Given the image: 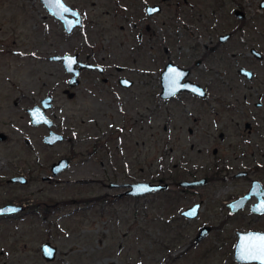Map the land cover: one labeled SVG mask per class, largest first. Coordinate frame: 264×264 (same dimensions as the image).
<instances>
[{
	"label": "rangeland",
	"instance_id": "374dc122",
	"mask_svg": "<svg viewBox=\"0 0 264 264\" xmlns=\"http://www.w3.org/2000/svg\"><path fill=\"white\" fill-rule=\"evenodd\" d=\"M69 1L86 13L85 28L70 34L54 17L40 25L30 16L38 0H0V131L6 133L0 139V205L24 206L0 215V264H260L238 261L233 253L237 229L264 230V216L248 206L230 213L225 204L230 191L239 193L241 186L213 182L186 195L175 183L186 178L187 169L199 175L209 171L212 145H199L203 153H197V145L189 149L185 116L191 115L192 105L161 97L160 77L167 61H173L192 66L190 76L212 90L246 94L248 101L237 107L253 112L237 118L257 122L258 133H251L249 144L229 147V154L235 149L247 163L257 158L264 163V105L256 110L252 103L264 100L263 0ZM146 3H160L161 10L149 15ZM235 8L244 12L242 18ZM224 32L232 36L219 42ZM251 46L263 53L262 59L250 53ZM65 52L92 61L104 55L126 64L138 86L105 84L100 74L84 70L80 84L70 87L62 62L49 58ZM240 66L252 69L253 77L242 78ZM46 94L53 96L47 112L54 129L64 134L54 144L43 141L47 128L33 125L26 110ZM90 147H95L94 177L108 182L111 175L102 172L100 160L117 164L118 153H128L135 162L130 179L170 185L134 199L84 201L89 189L75 180L89 177L79 160ZM71 155L73 164L53 175L51 163ZM240 161L233 166L246 163ZM19 175L27 182L8 181ZM114 191L107 184L91 187L94 196ZM200 198L198 216L181 214ZM203 224L213 228L196 239ZM46 240L57 247L52 260L41 254Z\"/></svg>",
	"mask_w": 264,
	"mask_h": 264
},
{
	"label": "flooded vegetation",
	"instance_id": "af4514ba",
	"mask_svg": "<svg viewBox=\"0 0 264 264\" xmlns=\"http://www.w3.org/2000/svg\"><path fill=\"white\" fill-rule=\"evenodd\" d=\"M64 1L67 4H69L71 7L78 9V11L82 15L81 24L74 26L71 31H66L64 29L65 32L70 34V33L74 32L77 28H81V29L85 28V24H86L85 10L83 8H81L79 5L72 3L73 1H69V0H64ZM153 4L160 5V3H153ZM145 10H146V5H145ZM160 10H161V5H160V9L157 11H154L153 13L149 14L147 12V10H146V12H147V14L152 15V14H154ZM36 15H40V19ZM30 16L33 18H36V20L38 21V23L40 25L43 23L45 18L54 17L63 26L62 21L59 20L58 18H56L53 14H51L46 9L45 5L43 4V2L41 0H38V3L32 8V12H31ZM63 28H64V26H63ZM40 30H41V27H38V29H36V31H40ZM218 36H219V34H218ZM231 36H232V33L230 34L229 38ZM219 42H224V41L219 40ZM164 50L167 52L168 56H170L172 54V52L170 51V49H168L167 46L164 48ZM205 55H207V53L203 54L202 57L196 58V59H200V63L196 64L195 63L196 59H195L194 64L200 65L203 62V60H204L203 57H205ZM78 57H79V53H78ZM79 59L83 60V61H90V62H93L95 64L103 65L102 70H100L96 66L92 67V68H89V67L88 68L87 67L81 68V70L79 72V76L84 70H87L89 72H97L98 74H100L101 81L104 82L105 84H109V82L113 80L115 82L116 86L124 88V89H129V88L138 86L136 77L128 72L129 68H128V65H126V64H121V63L114 62V61L110 62L109 59L106 58L104 55H102L100 57V59H96L95 61L94 60L92 61L89 59H82L81 57H79ZM181 66H184V65H181ZM184 67H188L190 69V72H189L187 77L183 78V80L190 79L192 81L200 83L205 88L204 92L202 94H200V93H196V92H193L190 90H182V91H180V92H178V93H176V94H174V95H172L166 99L170 100V101H174V102H175V100L180 101L182 104H187V102H188L189 105H192L191 106L192 109L190 111L191 115H188V117L185 116V118L188 121V123L186 125V130H187V133L189 135L188 140H190L188 143L189 149L192 150L194 148V146L197 145V149H196L197 153H203L204 150H202V148H200L199 145H205V144L210 145L211 144L212 146L210 149H211V156L213 159H211V161L209 162V166H208L209 171L207 170V172H204L203 175L202 174L201 175L196 174V173L187 169V176H186V178H183V179L184 180H196V179L204 178V180L201 183L193 184V185H186V186L179 185V186L181 187V190H183V192L187 195L188 193L193 191V189H195L196 187L205 186V185L211 184L213 182L215 184H217L218 187L225 186V185L226 186L227 185H238L239 187L241 186V188L245 189L244 187L247 185V189L246 190L242 189V191L239 193H235L234 191H230L231 192L230 196L228 197L227 202L225 204L228 206L230 213L236 212V211L243 209V208H246L247 206L251 210L252 204L257 200V196L255 194H251L245 200L244 205L241 208H239L238 210L233 211V210H231V207L229 206L230 202L237 199L238 197H241L242 195H244L248 191V189L251 187L254 179H256L260 182V185H261L260 190H262V188H264V163H262L259 158H257V160L256 159L253 160L254 163L253 162L247 163L246 159H245L247 157L245 154L233 153V151H235V149H232V153L229 154V147L240 146V144L241 145L249 144V142H250L249 137L251 136V133L254 131H256L258 133L257 122L250 121V120H248V118H246L240 122V120H238V118H237V114L244 115V116H246L248 114H252V112H253L252 108H248V107L245 108L243 106H241V108L237 107V105H243L244 104L243 100L248 101L247 100L248 96L246 94H243L241 96L242 97L241 98L240 92H238L236 90H231V89L230 90H212L209 88V86L207 84L202 83L200 80L192 78L190 76L192 74V70H193L192 66H184ZM68 75H69V77L71 76V74H69V73H68ZM240 76L242 78H244V77L248 78L244 74H240ZM69 77H68V79H69ZM121 77H126L127 81L124 83H121L119 81V78H121ZM252 77H249L248 79H250ZM79 84H80V78H79L78 84H74V85L68 84V85L70 87H72V86L79 85ZM229 87H232V85H230ZM64 89L69 90L70 88H64ZM64 92H66L68 94V92H70V90L69 91L64 90ZM40 100H41V98H40ZM40 100H39V102H40ZM17 102L18 101L15 100V103H17ZM252 103L254 104V106L256 107V110H257V108H260L264 105V100L259 99V98L252 99ZM34 104H37V103H33V105ZM27 108L28 107H26V110H27ZM237 109H238V111H237ZM205 113H207L210 117H206ZM92 122H93V120H92ZM55 125L56 124L54 122V126ZM166 127L167 126L164 125L165 129H166ZM190 136H194V137L191 138ZM94 149H95V147L94 148L90 147L86 151V153L83 155L84 158L79 160L80 164L82 165L81 169L83 167V163H85L84 164L85 171L88 173L89 177L78 178L77 180H75L77 182L85 184L89 189L87 192L88 195H86L83 198L84 201H90V202L95 201L97 203L98 202L104 203V200L114 201L118 198H124V197L134 199V198H138L142 195L153 194V193H156L158 191H162V190H157V191L147 192L144 194H136V193H128L127 192V190L131 189V186H130V184L125 185L124 183H134L138 180H141V179H130L135 174V166H134L135 162L133 159L132 160L129 159L128 153H118L119 160H118L117 164L110 165L107 161H104L103 159L100 160L99 164L101 166L102 172L104 174H106L109 171V174L111 175V177L108 178V182L103 181L102 177H99V178L94 177V173L96 172V170H95L96 165H95V161L93 160L94 153H95ZM205 150H208V148H206ZM261 154L264 157V151H261ZM131 155L134 156V154H131ZM67 157L69 159V164H68V168H69L74 162V160H73L74 157L72 155L67 156ZM238 159H241L239 164L241 162H246V163H243L242 166L239 165L237 167H234L233 164L236 163V161ZM68 168H66V169H68ZM108 168H110V169H108ZM139 169H140V166H139ZM62 171H64V170H62ZM107 177H108V175H107ZM183 179H180V180H183ZM148 180H150V179H148ZM151 181H153V180H151ZM179 181H175V183L178 184ZM16 182H18V181H16ZM93 184H102L103 186L107 184L110 188H112L115 191L112 192V195H109L107 193L106 194L101 193L98 196H94L91 192V187ZM168 184L170 185L169 181H168ZM189 190H190V192H189ZM106 198H109V199H106ZM198 201H201V206H202L203 199L200 198ZM198 201H193V202L187 204L186 207H188V206H190V205H192ZM4 204H6V203H4ZM201 206H200V209H201ZM23 208L20 211H22ZM20 211H18V212H20ZM253 213L259 217L264 216V212H261V213L260 212H253ZM11 214H13V213L2 214V215H11ZM198 215H199V213H198ZM198 215H196V216H198ZM184 216H186V215H184ZM196 216H193V217H196ZM186 217H188V216H186ZM190 218H192V217H190ZM223 221L224 220H222L221 222L224 223ZM206 225H208V224H206ZM212 228L213 227L210 226L209 231H211ZM259 230H263V229H259ZM236 231H235V233H236ZM233 253H234V251H233Z\"/></svg>",
	"mask_w": 264,
	"mask_h": 264
},
{
	"label": "water",
	"instance_id": "95a60500",
	"mask_svg": "<svg viewBox=\"0 0 264 264\" xmlns=\"http://www.w3.org/2000/svg\"><path fill=\"white\" fill-rule=\"evenodd\" d=\"M41 1L43 2L46 9L51 14H53L56 18L62 21L66 31H71L74 26L81 24L82 21L81 13L78 11V9L71 7L64 0H61V4L63 5V7L68 9L67 12H63L57 9L54 0H41ZM261 4L264 5V0L261 2ZM159 9H160V5L158 4H149V3L146 4V10L149 14ZM234 13L236 16L240 18L244 16V12L238 8H235ZM230 34H231L230 32L220 33L218 39L220 41H225L229 38ZM249 51L256 58L259 59L263 58V53L255 46H251ZM49 58L61 61L66 72L71 74V76L68 79L69 85H74L79 83V72L81 68L84 67L92 68L95 66L98 67L100 70H102L103 68V65L101 64H95L90 61L80 60L77 52L54 53L50 55ZM195 63L199 64L200 59H196ZM238 71L239 73L246 75L248 78L252 77L253 75L252 69L244 66H240L238 68ZM189 72L190 69L188 67L181 66L173 61H168L161 72L160 96L163 98H167L182 90H190L202 94L205 88L200 83L192 81L190 79L183 80L184 77L188 76ZM119 81L121 83H124L127 81V78L121 77L119 78ZM193 89H195V91ZM65 91H69V90L65 89ZM73 94H74L73 91L68 92L69 97H72ZM52 106H53V96L51 94H46L41 98L40 103L34 104L27 108L30 117V122L33 125H44L48 128L47 133L43 135V141L47 144H54L64 139V134L53 128L54 120L47 112ZM5 138H6V134L0 131V139H5ZM68 164H69V159L67 156H62L57 160L53 161L50 165L52 174L56 175L62 170H65L66 168H68ZM203 180L204 178H200L196 180L183 179L180 180L178 184L182 186L193 185V184L201 183ZM8 181L9 182L19 181L21 183H26L27 178L21 175L12 176L8 179ZM124 184L125 185L130 184L131 186V189L127 190L128 193H136V194H144L151 191L162 190L167 188L169 185L168 182L151 181V180H143V179L138 180L134 183H124ZM260 186H261L260 182L254 179L251 187L244 195L230 202L229 206L231 207V210L233 211L238 210L244 205L245 200L251 194H255L257 196V200L252 204L251 210L253 212H260V213L264 212V188L260 190ZM139 188H144L145 190L138 191ZM200 206H201V201H198L183 209L182 214L188 217L196 216L200 211ZM22 208H23L22 204L12 203V202L6 203L0 206V214L14 213L20 211ZM209 229H210L209 225L206 224L202 225L196 235V239H201L204 235L208 233ZM236 235H237V240L234 246V257L241 262H258L260 264H264V262H262L261 260L241 258L242 255L246 254L242 252V249H244L246 243L249 241V238L264 236V230L238 229L236 231ZM40 247H41V254L46 260L54 259L57 251V247L55 245H53L50 241L46 240L41 243ZM49 252H51V255L48 254ZM109 264H115V263L111 261Z\"/></svg>",
	"mask_w": 264,
	"mask_h": 264
},
{
	"label": "snow or ice",
	"instance_id": "6c2138e0",
	"mask_svg": "<svg viewBox=\"0 0 264 264\" xmlns=\"http://www.w3.org/2000/svg\"><path fill=\"white\" fill-rule=\"evenodd\" d=\"M54 3L57 9H59L60 11H68V9L63 7V5L61 4V0H54ZM193 90L195 91V89ZM144 190V188L138 189V191ZM242 252L246 253L245 255H242V259H254L261 260L262 262H264V236H257L254 238L250 237L244 249H242ZM48 254L51 255V252H49Z\"/></svg>",
	"mask_w": 264,
	"mask_h": 264
}]
</instances>
